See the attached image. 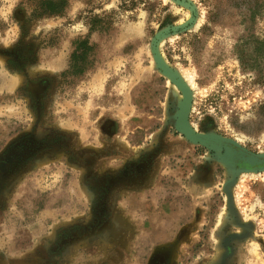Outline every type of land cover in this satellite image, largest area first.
I'll return each mask as SVG.
<instances>
[{"label": "rangeland", "instance_id": "obj_1", "mask_svg": "<svg viewBox=\"0 0 264 264\" xmlns=\"http://www.w3.org/2000/svg\"><path fill=\"white\" fill-rule=\"evenodd\" d=\"M233 148L264 160V0H0V264H264Z\"/></svg>", "mask_w": 264, "mask_h": 264}, {"label": "bare ground", "instance_id": "obj_2", "mask_svg": "<svg viewBox=\"0 0 264 264\" xmlns=\"http://www.w3.org/2000/svg\"><path fill=\"white\" fill-rule=\"evenodd\" d=\"M232 151V150H231ZM237 151V150H236ZM234 151V152H236ZM232 153V152H231ZM239 153V155H238ZM238 153L236 152L235 154H237L238 156H240V159H242V162H238L239 163V166L240 167H243V168H247L249 169L250 167H252V163H254L255 161L256 162H261V161H264V160H257L258 158H253L247 154H244L243 152L241 153L239 150H238ZM264 164V163H263Z\"/></svg>", "mask_w": 264, "mask_h": 264}, {"label": "water", "instance_id": "obj_3", "mask_svg": "<svg viewBox=\"0 0 264 264\" xmlns=\"http://www.w3.org/2000/svg\"><path fill=\"white\" fill-rule=\"evenodd\" d=\"M237 149H235V148H233L232 149V151H233V156L235 157V159L238 161V162H242V159H240V156H238L239 155V153H238V150L236 151ZM234 151H236L237 153H238V155L237 154H235L236 152H234ZM241 152V151H240ZM242 153V152H241ZM244 153V152H243ZM245 154V153H244ZM252 157V156H251ZM253 158H255V157H253ZM257 160H263V159H257ZM264 161H261V162H254V163H252V167H259V166H264Z\"/></svg>", "mask_w": 264, "mask_h": 264}]
</instances>
